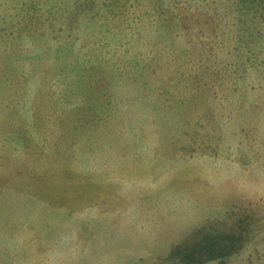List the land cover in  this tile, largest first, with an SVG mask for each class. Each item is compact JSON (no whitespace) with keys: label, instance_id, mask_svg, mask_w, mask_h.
Listing matches in <instances>:
<instances>
[{"label":"rangeland","instance_id":"obj_1","mask_svg":"<svg viewBox=\"0 0 264 264\" xmlns=\"http://www.w3.org/2000/svg\"><path fill=\"white\" fill-rule=\"evenodd\" d=\"M0 264H264V0H0Z\"/></svg>","mask_w":264,"mask_h":264},{"label":"trees","instance_id":"obj_2","mask_svg":"<svg viewBox=\"0 0 264 264\" xmlns=\"http://www.w3.org/2000/svg\"><path fill=\"white\" fill-rule=\"evenodd\" d=\"M206 240H208V238H206ZM193 247L195 248V245H194ZM200 249H201V250H200ZM204 249H205V248H203L202 246L199 247L198 251H195V252H197L195 258L199 257V259H202V257H203L204 255H208V257H209V254H207V252H206ZM188 256H189V254H188ZM181 257L183 258L182 253H181Z\"/></svg>","mask_w":264,"mask_h":264}]
</instances>
